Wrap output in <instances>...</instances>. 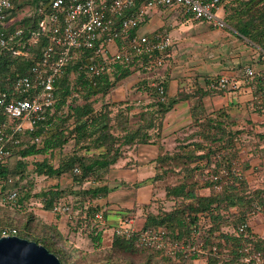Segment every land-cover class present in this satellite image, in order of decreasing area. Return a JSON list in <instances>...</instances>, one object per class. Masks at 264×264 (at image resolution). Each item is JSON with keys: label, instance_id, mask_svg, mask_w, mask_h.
I'll use <instances>...</instances> for the list:
<instances>
[{"label": "trees", "instance_id": "trees-1", "mask_svg": "<svg viewBox=\"0 0 264 264\" xmlns=\"http://www.w3.org/2000/svg\"><path fill=\"white\" fill-rule=\"evenodd\" d=\"M20 7L21 5L13 7L10 10V16H16ZM232 8L234 13L239 15L241 19L231 21V23L226 18L228 12V17H235L230 14ZM224 19L228 26H233L238 34L251 43L257 44L260 50H264V0H229L224 7ZM39 22V19L30 17L16 21V23H21L26 35H29L31 30H37ZM14 27L11 26L12 29ZM46 44V36L41 34L39 40L29 49L27 55H14L12 52L1 54L0 89L13 91L15 78L31 72ZM89 54L88 50L76 52L75 58L70 60L65 72L59 78L55 110L53 113H49L47 123H45L49 127L47 133H44L45 126L39 124L35 131L28 135L22 146L14 149L8 163L0 161V182L3 185V192L13 189L19 191L16 202L0 203V206L23 214L31 212L29 223L23 229H20L17 221L6 220L4 224L0 225V236L8 228L15 229L16 235L45 245L60 258L62 264L67 263L66 257L63 248L57 244L58 241L55 239V235L53 233L40 235L32 230L30 224L34 218H37L30 204L33 197H41L43 210L45 211H54L56 204L64 202L72 205L73 211L80 210L83 212L86 203H90L91 206L88 209L89 214L101 209L96 204L97 199L107 196L113 188L107 184H99L78 191V186L81 187L86 181L94 180L96 173L105 172L113 166L122 157L124 145L151 143L153 138L151 130L162 128L168 112L172 110L178 101L185 97L182 93L179 97L170 98L165 79L157 77L156 82L163 84L165 87L166 99L162 101L157 89L150 86L148 89L153 95V100L146 107V110L141 113L140 125L135 129L125 127L123 140L121 143H117L118 135L112 132L113 128L110 124L112 121L110 106L126 104L125 110L129 111L132 109V105L123 101L104 103V107L97 111L94 107L95 99L91 97L99 94L105 95L119 81L124 80L137 70H146L144 65H140V60L146 65L150 56L136 57L134 61L128 63H117L112 71L91 79L85 71L80 69L83 65L84 70H86V58ZM157 54H159L158 51L152 57ZM168 60L169 58L166 62ZM254 81L259 86L258 94L263 95L264 78L258 76ZM192 109L193 124L198 128L197 133L201 130L202 136L207 138L202 141H194L190 145L179 146L173 153L160 152L157 157L158 165L160 166V163L162 166L167 163L172 164L174 160L182 159L180 165L190 166L193 162H196V165L193 166L195 171L203 170L206 167L203 171L208 168L212 169L214 173H219L225 166L230 169L229 175L224 176L225 179L219 182L207 180L200 185L198 180L189 182L187 179V181L184 180L181 183L168 186L166 195L174 199V209L158 214L150 213L144 227L165 226L172 235L182 239L189 238L196 226L203 229L206 249H208L206 257L209 264H241L245 249L248 246L256 251H261L264 256V237L254 234L250 227L244 233L237 231L241 224L249 221V217L256 206L263 205L264 196L260 197L258 194L255 199L260 198L259 201L252 199L251 195L244 192L243 185L247 184L245 178L241 173L231 171L233 166L229 167L231 162L227 159L226 148L237 132L232 130V123L227 119L229 117L228 111L225 108H220L211 113L209 112V114L204 105L200 103L195 104ZM70 119H72V123L65 125ZM5 121H7V117L1 112L0 127ZM37 136L40 137L39 141L35 140ZM260 136L264 139V134ZM72 140H74V150L62 157L58 165L52 163L56 151L62 150ZM39 155H44L45 159L42 162L35 163L31 170L32 179L27 181L29 158ZM15 158L16 160L13 161ZM202 161L205 164H201ZM76 168L79 170L78 172H75ZM63 175L72 177L73 184L70 187L63 188L57 185L34 192L36 177L46 176L50 178ZM216 182L222 184L220 190L214 189ZM200 188H209L210 194L201 195ZM81 193L87 195L86 199H81V203L74 205L69 200L70 196L77 197ZM233 208L237 212H232V215L237 221L239 220V223H236L235 220L232 223L231 221L225 223L227 216H229L227 214ZM106 216L108 217L107 213ZM202 218L209 221L207 227L201 223ZM81 221H83L81 217H77L75 222L73 220L68 221L66 237H71L80 232L83 225ZM49 228L57 230L58 226L50 224L47 229L50 231ZM83 232L87 234L86 230L81 231V233ZM91 233L95 234L93 236L94 242H101L102 231ZM113 238V248L120 250V252L144 251L160 255L157 250L137 246L133 239H126L117 235H114ZM214 246H216V251L213 250ZM197 257L199 256L193 255L182 256L178 260L168 259L177 264H192V259Z\"/></svg>", "mask_w": 264, "mask_h": 264}, {"label": "built area", "instance_id": "built-area-1", "mask_svg": "<svg viewBox=\"0 0 264 264\" xmlns=\"http://www.w3.org/2000/svg\"><path fill=\"white\" fill-rule=\"evenodd\" d=\"M36 1L35 5L26 4ZM229 0H0V55L12 52L14 55H27L29 49L36 44L40 35L44 34L47 44L44 46L31 72L19 75L13 82V91L0 89V113L7 121L0 127V161L8 163L14 149L22 146L28 135L35 131L39 124L48 131L49 113L54 112L57 102V82L65 72L70 60L75 58L76 52L88 50L87 66L84 70L93 79L112 71L117 63H128L136 57L149 55L146 65L140 60L145 69L164 66L170 51L175 45V39L167 29L153 32H141L140 28L151 12L158 7H179L180 14L190 16L198 21H207L217 28H227L224 19V7ZM20 19L10 16V10L18 7ZM37 18L39 28L31 30L26 35L21 23L23 18ZM11 26H15L13 29ZM159 52L152 57L155 52ZM262 66L256 70L253 66H246L240 77L245 79L264 78V50H260ZM160 99L167 97L163 84L155 82L153 85ZM238 78L223 74L211 88L225 91L238 89ZM36 141L40 137H35ZM79 170L76 168L75 172ZM231 171L239 172L232 167ZM230 169L225 166L219 173L212 169L203 172L202 180H224ZM41 177V176H40ZM46 178L42 176L40 179ZM38 180V177H36ZM216 182L214 189L220 190L222 184ZM0 182V203L16 202L19 191L13 189L3 192ZM95 204V201H94ZM90 203H86L84 211H73L72 205L59 203L55 205V214L66 216L68 221L75 222L81 217L83 225L80 231L109 232L113 236L133 239L137 246L157 250L161 257L178 260L182 256L206 255L204 230L194 227L189 238H178L170 233L165 226H138L136 220L125 217L118 224H111L107 220L106 209L101 208L89 214ZM261 210L256 206L253 215ZM249 228L248 222L238 227L239 233ZM16 235V230L8 228L2 236ZM216 251V246L213 247ZM241 264H264L261 251L246 247Z\"/></svg>", "mask_w": 264, "mask_h": 264}, {"label": "rangeland", "instance_id": "rangeland-1", "mask_svg": "<svg viewBox=\"0 0 264 264\" xmlns=\"http://www.w3.org/2000/svg\"><path fill=\"white\" fill-rule=\"evenodd\" d=\"M36 1H29L26 2V4L35 5ZM167 11L172 10L171 7H164ZM231 10V9H230ZM229 14V12H228ZM228 22L231 21H237L241 19L239 15H236L234 13V9L230 11L231 15H234V18L228 17ZM165 15V14H164ZM23 15L21 12L18 13L17 18L20 19ZM168 14L164 19H167ZM169 18V16H168ZM174 20V17H172ZM245 19V18H243ZM148 23L150 24L149 20H145L142 24L145 25ZM201 25L198 27H194V29H191L189 31L179 29L181 25L174 26V32L181 33L182 39L181 41H178V44L180 43L183 45V47L176 48V62H174V65L178 64L180 66H186L188 65V61L190 59L198 60L204 62H211V65L216 66H224L222 71L227 70L228 67L229 70L232 72H235V74L238 72H241L242 69L245 67L246 64H251L255 69H259L262 66V59L260 56L257 57V60L255 58L250 59L248 55L242 52V46L245 44H249L257 50V52H260V48L257 44L251 43L248 39L242 37L240 34L237 33V31L234 29L233 26H228L225 29L217 28L213 24H210V22L207 21H200ZM232 23V22H231ZM144 26L148 28V26ZM150 26H152L150 24ZM144 27L142 29H144ZM199 34L197 33L198 30H202ZM173 29V28H172ZM178 29V31H176ZM216 30L220 31L221 33H224L227 35V38L224 39L222 36L221 38H218V35L216 34ZM207 34H212V36L206 37ZM186 44V45H185ZM236 50H238V53L242 54L239 59L234 60L236 57ZM209 64V63H208ZM221 71V70H219ZM132 75V74H131ZM218 74H211L212 77L210 79L212 80L210 82L214 83L218 80V77L220 75ZM130 76V75H129ZM128 76V77H129ZM128 77L124 80L119 81L114 88H112L107 94H99L95 97H91L92 99H95L94 107L97 111L101 110L104 106V103H111V102H128V104L132 105L130 103V100H121L122 92L124 91L122 87L126 86L125 82L128 81ZM130 78V77H129ZM138 86V85H137ZM211 87V86H210ZM142 87L138 86L134 93L138 92ZM213 91H216V89H212ZM150 92V91H148ZM262 92V91H261ZM204 92L198 91V94L196 96H203ZM144 95V93H143ZM185 95L193 96V93H186ZM144 99V98H143ZM135 100V99H133ZM258 108L256 109L257 115L255 117H252L251 113L249 112V108L247 109V116L244 118H238L237 115H232L231 112H228L229 117L227 119L230 123H232L231 128L233 131H236L237 134L234 135L232 138V141L228 143V147L226 148V154L228 155L227 159L230 161L229 167H235L241 173L243 178H245V181L247 184L245 186L243 185L244 192L252 196V199H255L257 195L259 194L260 197L264 196V139L261 138V134H264V94L261 95L258 94ZM84 102V99H83ZM81 102V103H83ZM125 105L122 106H110L111 110V118L112 121L110 124L112 125V132L118 135V142L121 143L123 138L122 136L125 134V127L126 128H137L140 125V117L141 113L146 110L145 105H137L139 108L140 113L134 114L133 113V107L131 110H125ZM122 109H124L122 111ZM121 111V112H120ZM216 111V110H214ZM213 111H210V113ZM209 113V114H210ZM128 120V122H127ZM127 122V124H126ZM72 119L68 120L67 124H71ZM191 129H186L185 132H188V134H182V139H180L181 144L179 146L184 145H190L194 141H202L203 139L207 138L206 136H202V131L199 130V133H197L198 128L194 124H191ZM203 128V127H201ZM194 130V131H190ZM196 139V140H195ZM137 144V143H135ZM134 145V144H133ZM125 146V145H124ZM178 146V147H179ZM74 140L67 143L62 150H57L56 155L53 158V162L55 165H58L60 159L67 155L68 153L72 152L74 150ZM128 154L127 151L122 150V157L119 159L125 157ZM159 156V155H158ZM44 155L39 156H31L29 158V165H28V178L27 181H31V170L34 167L36 162H42L45 158ZM118 159V160H119ZM157 159V158H156ZM16 160L13 159V161ZM182 160V159H181ZM181 160H174L172 164H163V167L160 163V166L152 167L147 170V172L152 175L150 178L146 180H142L136 183H129V184H119L116 185L115 183H110V173L113 169V166L109 167V169L105 172H98L94 176V180L86 181L81 187L78 185V191L83 189H88L91 186L99 185V184H107L108 186L112 187L113 190L123 186L125 189L129 192H131L132 198H136L138 196V191L142 189L147 191L145 194L147 195L145 201H138L134 207L125 209V217H131L136 220V223L138 226H145L146 220L148 219V215L150 213L158 214L159 212L164 211H171L174 209V199L172 197H167L166 195V188L168 186H173L175 184L181 183L182 181L193 182L195 180H198L200 185L204 184V181L202 180L203 170L195 171V168L193 166L196 165V162H193L190 166L186 165H180ZM206 160V159H205ZM184 161V160H183ZM201 164H205L204 161L200 162ZM251 163H255L254 168H251ZM179 165V166H177ZM162 166V167H161ZM213 166V164H212ZM211 166V167H212ZM152 171V172H151ZM42 177V176H41ZM40 176L38 177V180L36 179V188L34 192H39L42 189L51 187V186H62L63 188L70 187V185L73 184L72 177L70 175H63V176H56V177H46L43 179ZM100 178V179H99ZM225 179V178H224ZM204 189V188H200ZM199 190V191H200ZM152 191V193H151ZM110 193V192H109ZM70 195V194H69ZM109 195V194H108ZM87 195L82 194L81 195H71L69 200L74 204L77 205L78 203H81V199H86ZM105 197V196H104ZM78 198V199H76ZM143 199V197L141 196ZM102 197H99L97 199L100 200ZM260 198L255 199V201H259ZM262 199V198H261ZM105 201V200H104ZM109 203V202H108ZM107 202L102 203L101 207L106 209V213L108 217L114 216V212H111V209L109 207V204ZM31 204V208L34 211L35 215H37V218H34L32 223L30 224L32 227V230L35 233H39L40 235H43L46 233L51 234L53 233L55 235V239H57V244L62 247L63 252L66 257V264H177L170 261L168 258L161 257L158 254L150 253V252H144V251H128V253L120 252V250H116L113 248V242L114 238L113 235L109 232L104 233L102 231V240L101 242H94L93 236H95L94 233L87 232V234L76 233L75 235H72L71 237H66L67 230H68V221L65 219L62 220H56L57 218H60L58 215L55 214L54 211H45L43 210V203L41 201V197H33ZM262 210L257 215H253V211L249 217V222L259 215H262L264 217V203L261 205ZM239 210V209H238ZM121 211V210H120ZM255 211V210H254ZM232 212H237L235 208L231 209V212H229V216H227V220L225 223H231L233 220H235L236 223H239V220L237 221L236 218L232 215ZM29 214L31 212H28ZM26 213H18L13 211L12 209L5 208L0 206V225L4 224L6 220H13L17 221L20 229H23L27 223H29L30 216ZM118 214V213H117ZM121 216H124L120 214ZM58 216V217H57ZM57 217V218H56ZM107 217V218H108ZM254 217V218H253ZM113 220V219H112ZM112 223V222H111ZM117 223V222H114ZM54 224L58 226L57 230L55 229H48V225ZM250 227V226H249ZM226 228H228L226 226ZM235 228V227H234ZM233 229V227H232ZM59 231V232H57ZM51 241V240H49ZM180 264V263H179ZM182 264V263H181ZM184 264V263H183Z\"/></svg>", "mask_w": 264, "mask_h": 264}, {"label": "crops", "instance_id": "crops-1", "mask_svg": "<svg viewBox=\"0 0 264 264\" xmlns=\"http://www.w3.org/2000/svg\"><path fill=\"white\" fill-rule=\"evenodd\" d=\"M172 10L167 11L169 9H165L164 7H158L151 12V15L147 20L151 22L141 26V32H153L160 31L162 29H167L171 32L172 36L175 39V45L169 57V60L166 62L164 66L155 67L146 70H137L132 75L128 77V81L125 82L123 88L121 100H130V103L134 105L133 113H140L137 105H145L146 107L152 102L153 95L148 88L153 86L156 82L157 77H163L167 83L168 94L170 98L183 96L186 93H193V96L183 97L180 101H178L171 111L165 117L163 127L155 128L151 130L153 134L152 142L147 144H134V145H126L124 146V150L128 152V154L119 159L114 165L113 169L110 173V183L119 184H129L136 183L142 180H146L150 178V175L147 170L156 167L158 165L157 157L158 155L164 152L173 153L178 149V146L181 144L180 139H182V134H188L185 132L187 129H191V124H193V109L195 104L200 103L204 105V108L209 113L210 111L218 110L220 108L227 109L228 112H231L232 115H237L238 118H244L247 115V109L249 108V112L252 117L257 115L256 109L258 108V83L254 81V79H245L240 77L241 72H232L231 70L226 68L227 70L222 71L224 66H216L211 65V62H204L200 59H190L188 61V65L180 66L178 64L174 65L176 62V48L178 49L183 45L178 41L184 39L181 33L174 32V26H180L179 29L183 31H189L194 29V27H198L201 24L200 21L193 19L190 16H182L180 14L179 7H171ZM165 14V15H164ZM167 16V19H164ZM174 17V20L172 19ZM211 24V23H210ZM148 26V28L144 26ZM144 27V29H142ZM173 28V29H172ZM202 29V28H201ZM225 29V28H224ZM178 31V29L176 30ZM202 30H198L199 34ZM185 32V31H184ZM216 34L218 38L222 36L224 39L227 38V35L221 33L216 30ZM212 36V34H207L206 37ZM186 45V44H185ZM180 47V48H181ZM243 54H247L250 59L258 58L259 53L257 50L249 44H244L242 47ZM179 50V49H178ZM178 52V51H177ZM242 54L238 53L236 50V57L234 60L239 59ZM246 66H252L251 64H246ZM244 69V68H243ZM242 69V70H243ZM260 69V68H259ZM256 69V70H259ZM221 70V71H219ZM218 75H232L238 78V82L240 84L239 88L232 91L218 90L213 91L210 86V82L213 80L210 79L211 74ZM217 75V76H218ZM219 76V77H220ZM218 77V78H219ZM142 88L134 93L138 86ZM198 91H202L206 94L203 96H196ZM144 93V95H143ZM144 98V99H143ZM135 99V100H133ZM140 117V115H139ZM194 131V130H190ZM255 165V163H253ZM251 163V168L254 166ZM152 172V171H151ZM147 191L142 189L138 191V196L136 198H132V193L125 189L123 186H120L114 190H112L109 195L102 197V199L96 201V204L100 207L102 203L109 202V207L111 212H116L114 216L108 217L107 220L111 224H118L125 218V209H129L134 207V205L139 201H145L147 195L145 194ZM152 193V191H151ZM201 195H209L210 189L204 188L200 190ZM143 197V199L141 198ZM105 200V201H104ZM103 208V207H101ZM121 210V211H120ZM262 210V207H261ZM260 210V211H261ZM259 211V212H260ZM118 213V214H117ZM120 214L124 215L121 216ZM58 215V214H56ZM257 215V214H255ZM60 218H57V217ZM56 220H67L66 216L58 215ZM204 217V216H203ZM254 218V217H253ZM113 219V220H112ZM205 218L201 219V223L207 227L209 225V221H205ZM68 221V220H67ZM117 222V223H114ZM249 226L251 231L260 236L264 237V217L262 215L256 216L253 221L249 222ZM192 264H209L208 258L206 255H201L197 258L192 259Z\"/></svg>", "mask_w": 264, "mask_h": 264}, {"label": "water", "instance_id": "water-1", "mask_svg": "<svg viewBox=\"0 0 264 264\" xmlns=\"http://www.w3.org/2000/svg\"><path fill=\"white\" fill-rule=\"evenodd\" d=\"M0 264H62L45 245L18 235L0 236Z\"/></svg>", "mask_w": 264, "mask_h": 264}]
</instances>
